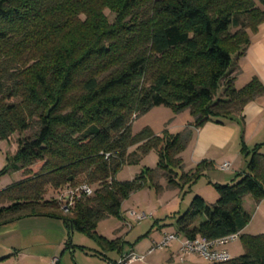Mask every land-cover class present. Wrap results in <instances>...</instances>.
<instances>
[{
    "label": "trees",
    "instance_id": "obj_1",
    "mask_svg": "<svg viewBox=\"0 0 264 264\" xmlns=\"http://www.w3.org/2000/svg\"><path fill=\"white\" fill-rule=\"evenodd\" d=\"M261 22L264 0H0V142L21 133L4 167L20 179L0 190V225L52 216L66 223L63 250L74 247L70 222L109 248L120 246L119 237L97 232L101 219L122 217V201L144 186L160 187L158 176L169 185L194 182L206 162L179 172L191 131L156 134L146 125L133 132V117L156 105L188 110L194 126L241 114L264 94V83L253 76L235 87L232 65ZM219 88L223 97L214 99ZM262 144L247 151L237 181L215 183L214 202L195 194L175 218L182 236L239 232L243 252L209 264H264V232L240 233L249 220L242 197L264 198ZM150 150L158 153L155 167L117 178ZM83 182L93 193L67 198ZM49 188L66 193L45 198Z\"/></svg>",
    "mask_w": 264,
    "mask_h": 264
},
{
    "label": "crops",
    "instance_id": "obj_2",
    "mask_svg": "<svg viewBox=\"0 0 264 264\" xmlns=\"http://www.w3.org/2000/svg\"><path fill=\"white\" fill-rule=\"evenodd\" d=\"M233 62L231 74L234 76V85L238 80L246 83L253 76L258 77L264 83V22L259 24L257 31L250 34V43L244 54L235 58ZM232 116L231 119H223L222 122L209 120L200 126L191 124L193 120L191 116L187 118L190 120H187L186 124H183L181 129L178 130L181 131L186 127L191 131V137L187 145L179 153L183 165L186 159H188L191 162L189 168L192 169L193 164L205 159V157H212L218 160L221 156H228L230 157V159L228 158L229 160L224 159V161L230 162V166L227 169L231 167L233 172H246L247 152L244 153L243 150L240 151L238 148L230 154L227 151L229 144L234 142V137L238 136L239 127L241 128L242 134L240 136L244 146H247L253 138L251 134L246 136L247 119L256 120L255 130L264 122V94L248 101L244 105L241 114L234 113ZM262 162H264V156L260 158V164ZM159 181L158 177V184L160 183ZM159 185L161 186V183ZM165 185L167 187H175L176 189L180 187L178 185H169L168 183ZM180 194L181 192L178 193L176 191L162 205V207H167L165 209L166 216L172 217L174 221L176 216L184 209L181 205L189 204L188 202L184 203L183 199L180 201ZM176 206H178L177 209L175 208ZM158 209L151 208L150 215L154 216L158 212ZM124 216L125 213L122 214V218ZM123 219L113 226L111 232L99 233L97 231L108 239L119 237L121 240L120 246L116 248L106 247L110 250L109 254L116 252L114 255L107 256L109 264L119 259L123 254L131 251L141 255L142 258L135 259L129 264H209L208 261L204 263L205 260L201 259L197 254H182L179 251L178 240H172L164 247H156L150 250L151 245L155 241H158L163 233L176 230L175 222L173 230L159 227L160 232L153 234L151 230L154 227H152L146 234L140 232L136 234V238L129 240L127 238L129 234L128 227H125V224L128 225V223L125 218ZM154 224H156L155 221ZM119 225L122 226L119 228ZM247 227L246 225L240 233L245 232ZM66 232V223L62 219L44 215L25 216L0 225V257H7L0 264H6V262L10 261L12 264L13 262L17 264H53L60 251H63ZM226 249L230 253L227 247Z\"/></svg>",
    "mask_w": 264,
    "mask_h": 264
},
{
    "label": "rangeland",
    "instance_id": "obj_3",
    "mask_svg": "<svg viewBox=\"0 0 264 264\" xmlns=\"http://www.w3.org/2000/svg\"><path fill=\"white\" fill-rule=\"evenodd\" d=\"M105 12L109 20L112 21L114 18V13L109 11L108 9H106ZM244 84L245 83L241 82V80H238L235 84V87L239 88ZM218 97H223L222 88L217 89L214 99ZM189 115L190 114L188 110L176 112L171 107L156 105L151 107L145 113L135 118L133 117L131 130L133 132H137L143 126L147 125L150 126L156 134H163L164 130H167L170 133H175L179 129H181L183 124H186L187 120H190L187 119L190 117ZM255 124L256 120L247 119L246 136H249L250 134L253 136L247 146H244V143L240 136L242 134L241 128H238V136L234 137V142H231L229 144V149L227 151L228 154L232 153L237 148L240 151L243 150L244 153H246L248 150H251L255 146V144L264 141V122L261 123V126L257 130H255ZM20 134L21 133L19 132H14L12 133L9 140L5 139L0 142V190L13 183L15 180L20 179V174L18 172L12 171L10 169L4 171V167L8 162L7 157L14 154L16 151L17 137ZM259 151L264 154V144H262ZM228 158L230 159V157L228 156H221L220 159L216 160L212 157H205V159L202 160H205L206 162L200 166V175L194 182H190V180H186L188 182H181V179L175 176V178L182 183V185L177 189L175 187H167L165 185L167 183L166 177L158 176L160 180L159 182L161 183L160 187H157L156 185L145 186L144 188L135 190L131 194H129V196L122 201L123 203L121 205V213H125V216L123 218H125L128 223V225L125 224V227H128L129 233L127 238L129 240H133L134 238H136V234L140 232H142V234H146V232L152 227H154V229L151 230L153 234H158L160 232L159 227L166 230H173L175 221L172 217L166 216L165 209L167 207H162V205L166 200L174 195L176 191L178 193L181 192L180 201H182L183 199L184 203H189L195 194L201 195L207 202H214L218 196L217 190L215 188V183L224 184L235 182L244 173L233 172L231 170V167L229 169L221 168V162L224 161V159L229 160ZM157 161V151L150 150L149 152L144 154L138 160V162L124 164V166L117 173V178L119 180L132 178L144 166L155 167L157 165ZM185 162L184 165L183 163H181L180 169L178 170L179 172L190 170V160L186 159ZM196 165L197 163L193 164L192 169L196 167ZM259 180L264 181V162L261 163ZM92 187L94 188L93 185ZM63 193H66V188L60 190L49 188L44 197H60ZM242 204L249 214V220L247 223L248 227L246 228L245 232L250 234L264 232V198L258 200L252 193L249 192L242 197ZM187 205L188 204L186 203V205L183 206L182 204L181 206L185 209ZM151 208H159L158 212L154 216L150 215L149 213ZM175 208L177 209L178 206H176ZM138 209H142L146 213V217L141 219L140 221H138L132 214V210L137 211ZM123 218L113 215L106 216L98 222V226L96 229L99 233H104L107 231L111 232L113 226L119 221L124 220ZM154 221L156 222V224H154ZM121 226L119 225V228ZM173 232H176V230ZM71 239L72 244L74 245L73 249L68 247L63 251H60V253L57 255L60 264H109V259L107 258V256H111L116 253L114 252L113 254H109L110 250L106 248L107 245L105 243H99L84 232L76 229H73V231L71 232ZM225 246L230 250V254L233 257L239 255L240 252H243L241 238L239 237L228 241ZM5 258L1 259L0 262ZM200 258L205 260L203 257ZM204 263H206V260ZM6 264H12V262H6ZM13 264L17 263L13 262Z\"/></svg>",
    "mask_w": 264,
    "mask_h": 264
},
{
    "label": "built area",
    "instance_id": "obj_4",
    "mask_svg": "<svg viewBox=\"0 0 264 264\" xmlns=\"http://www.w3.org/2000/svg\"><path fill=\"white\" fill-rule=\"evenodd\" d=\"M230 166L229 161H223L220 165L221 168L227 169ZM75 193H84L86 195H90L93 193L92 185L88 183H81L76 185L75 187H71L67 190V198H70V195H74ZM72 201H68L65 203L62 208L64 211L68 210L69 205ZM132 214L136 217L138 221L146 217V213L142 210L133 211ZM239 237V232H231L224 236L216 237V238H206L203 236H195V237H187L182 236L177 232H165L161 236L159 241H155L150 250L156 247L166 246L172 240L179 241V251L182 254L191 253L197 254L200 257H203L206 261H226L229 260L232 256L229 251L225 248V244L233 239ZM142 256L137 253L131 251L123 254L119 259L113 261L111 264H129L131 261L135 259H141Z\"/></svg>",
    "mask_w": 264,
    "mask_h": 264
},
{
    "label": "water",
    "instance_id": "obj_5",
    "mask_svg": "<svg viewBox=\"0 0 264 264\" xmlns=\"http://www.w3.org/2000/svg\"><path fill=\"white\" fill-rule=\"evenodd\" d=\"M73 225L72 223L70 222V239H69V242L71 243L72 242V239H71V232L73 231ZM70 248H71V245H70Z\"/></svg>",
    "mask_w": 264,
    "mask_h": 264
}]
</instances>
